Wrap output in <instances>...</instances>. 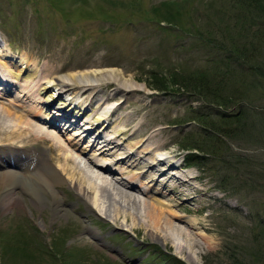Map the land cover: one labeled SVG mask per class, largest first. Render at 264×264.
<instances>
[{
    "label": "rangeland",
    "instance_id": "1",
    "mask_svg": "<svg viewBox=\"0 0 264 264\" xmlns=\"http://www.w3.org/2000/svg\"><path fill=\"white\" fill-rule=\"evenodd\" d=\"M167 1L184 4L180 9L181 25L172 26L153 13L155 8L161 10ZM225 1L231 3V0H0V52H4V48L10 49L49 75L64 77L70 72L86 69H119L144 90L136 88L121 97L114 82H105L101 86V95L108 97L106 104L114 105L112 119H117L114 123H122L128 140L142 139L144 145L150 140L149 136L153 139L157 134L156 138L165 143L160 152L183 162V166L175 171L197 176L191 179L190 185L180 186L174 192L171 188L177 181L172 180L165 187L160 184L158 172L145 175L139 184L146 190L137 192L140 201L126 200L114 192L115 200L137 223L133 229L129 228L130 218L125 220L127 225L122 226V217L115 224L110 218L90 211L67 184L51 188L61 197L60 204L66 210L56 219H53L49 204L44 207L33 205L31 197L37 195L21 188L17 192L21 205L3 211L0 202V264L248 263L249 253L256 246L254 236L264 233V124L259 123L263 120H257L258 116L250 113L252 122L259 124L255 126L256 132L249 133L250 139L241 131H236L234 136H221L216 131L218 128L236 129L232 124L225 122L224 125L217 111H232L237 108L236 102L230 103L229 107H220L221 102L217 99L194 90L169 89L164 92L150 86L156 83L154 74L162 76L168 83L173 72L178 71L180 74L206 71L210 76L208 85L215 86V75L220 71L218 61L226 56L222 50L218 53L214 48L225 50L218 32V26L222 25L219 15L223 11L226 14L232 11L224 7ZM233 67L224 82L228 88L223 91L224 95L240 92L235 97H243L245 103L251 102L256 108H252L253 111L264 109V85L254 81L239 62ZM249 82L251 86L248 87ZM2 101L9 106L7 100ZM92 107L91 111L96 110ZM18 112L28 115L19 109ZM200 115L206 118L204 122L213 126L215 131L210 135H205L204 126L198 123ZM28 119L32 118L29 116ZM135 126L140 131H135ZM189 134L193 135L191 139L187 138ZM58 136L67 147L69 141L78 140L68 131L58 132ZM49 139L39 140L28 148L41 152ZM186 141L192 146L202 142L200 151H193L203 156L205 163L188 165L182 161L183 154L188 152L183 148ZM213 141L218 142V149L209 148ZM85 143V140L80 142L82 146ZM136 154L131 158L139 159ZM96 156L100 160L109 159L113 166V156ZM132 159L129 160L132 162ZM225 159H229L230 164L224 165ZM238 159L247 162V172L244 176L236 175L232 183L239 189L232 191L227 186H219L221 174L234 175ZM239 164L236 169L242 165ZM142 168L147 166L139 165L132 171ZM244 178L251 181L245 182ZM1 181L0 178V189L4 185ZM48 194L42 193L45 197H49ZM187 195L197 196L196 202H189ZM153 198L165 199L181 212L195 215L197 227L186 225L179 218L173 220L204 243L202 235H197L203 230L209 237L207 245L204 244V248L185 247L186 242L181 236H172V241L151 239L145 225L144 201L153 205ZM102 201L105 205L109 202L103 198ZM22 245L32 258L26 260L13 255L9 260L8 250ZM241 252L246 253L245 259Z\"/></svg>",
    "mask_w": 264,
    "mask_h": 264
},
{
    "label": "bare ground",
    "instance_id": "2",
    "mask_svg": "<svg viewBox=\"0 0 264 264\" xmlns=\"http://www.w3.org/2000/svg\"><path fill=\"white\" fill-rule=\"evenodd\" d=\"M3 51L0 52V79L2 81L5 79V82L0 84V141H7L0 143V178L4 184L0 189V202L3 211L21 205L17 192L22 188L37 195L31 197L33 205L44 207L49 204L53 219H56L66 210L62 209L60 204L61 197L52 192L51 188H60L63 184H67L90 211L110 218V221L115 224L118 218L122 217L120 222L122 226L127 225L125 220L130 218L129 228L133 229L137 223L131 213L126 208L123 209L115 200L114 192L126 200L140 201L137 192L142 185L138 187L136 182L146 178L145 175L148 177L150 173L158 172L161 175L160 184L165 187L170 181H177L175 187L171 188L174 192L180 186L190 185L191 179L197 178L194 175L175 171V169L178 170L181 161H175L172 156L163 155V152H160L165 143L156 138L157 134L153 135V139L149 136L150 140H146L145 142L148 143L145 145L142 139L128 142V138L123 133L126 129L121 127L122 123H114L117 121L112 119L114 105L106 104L105 98L108 97L101 95L100 92H103L101 86L105 82H114L115 89L121 97L136 88L144 90L143 86L126 78L119 69H86L79 73L70 72L64 77L49 75L45 70H40L36 64H30L24 56H15L8 49ZM15 57L16 59H13ZM13 85H17L14 89L15 97L8 94ZM4 97L8 100L9 106L4 105L2 101ZM31 103L34 105L32 106ZM51 103L55 106L53 110L47 108V105ZM91 106L96 110L91 111L89 108ZM18 109L28 115L24 116L18 112ZM33 111L40 112L41 118L37 117V119L42 125L33 119H31L33 121L28 119L29 116L36 117ZM67 113H71L76 119L82 115L84 117L82 119L84 129L73 128L75 130L73 135L84 134L92 137L83 147L80 140L84 137H80L75 142H69L71 147L69 149L57 137L55 128H49L58 126L56 122L63 123L62 127L65 129L70 128L71 124H68V120L64 122ZM43 125L46 128L48 126L51 131L45 129ZM135 131L140 130L136 127ZM88 133L93 134L87 135ZM102 134H106L109 138L102 139L100 137ZM44 138H50L51 152L47 158L42 154L40 156L27 151L23 152L21 145L16 143L24 142L33 145L37 140ZM124 141L127 142L123 143ZM94 143L99 152H107L110 148V154L116 155L117 160L114 166L118 162L115 168H118L119 177L113 174L114 167L105 165L109 159L98 161L95 158L97 153L95 151L89 153V156L86 155L90 150L92 151ZM142 144L143 148H140ZM134 153H137L139 159L131 158ZM129 159H132V162ZM139 165L147 166V168L132 171V168ZM8 166L14 168L4 169ZM166 173L168 174L165 175ZM198 189L195 190L198 192ZM42 193L48 194L49 197L47 195L45 197ZM188 197H190L189 202H196L197 196L187 195L186 198ZM102 198L109 200L108 204L105 205ZM152 201L153 205H148L144 201L145 225L148 227L151 239L162 242L172 241V236H181L186 242L185 247L204 248L209 237L204 235L203 230H199L197 235H202L204 243L199 242L192 232L173 220L179 218L186 225L197 227L198 220L195 215L181 212L172 207L171 202L162 198H153Z\"/></svg>",
    "mask_w": 264,
    "mask_h": 264
},
{
    "label": "trees",
    "instance_id": "3",
    "mask_svg": "<svg viewBox=\"0 0 264 264\" xmlns=\"http://www.w3.org/2000/svg\"><path fill=\"white\" fill-rule=\"evenodd\" d=\"M162 5L163 8H161V10L158 9V11H156V8L153 10V13L156 14L157 18L163 22H167L172 26L181 25L182 15L180 9L184 4L178 5L176 2L167 1ZM187 5L188 4H186L185 6ZM190 6L192 5L190 4ZM224 7L232 11L228 14L223 11V14L219 15L222 25L218 26V32L220 34V39L225 45V50L214 46L213 47L218 51V53H220V51L222 50L223 52L221 53L225 54L226 56L222 57L220 62L218 61L219 67L217 69L220 71L216 72L215 86H212L211 84L208 85V79L210 78V76H208V73H205L206 71H191L189 73L185 72L183 74H180L179 71L173 72L172 79H170L168 83H165V79L162 78V76L159 77L157 76V74H154L153 80L156 81V83L150 86H153L160 91H168L169 89L194 90L197 91V94H202L203 96L205 95L217 99V101L221 102L219 103L220 107H229L230 103L233 104L234 102H236L237 108L232 111H217L221 122H224V125L225 122L227 123V125L232 124L234 127L233 129L236 130H229L226 127H222L218 128L216 131L221 136H230L236 134V131H241L244 136L250 139L249 133L255 131V128L259 126L258 122H252L250 113L258 116L259 119L257 118V120H263V122L259 123L264 124V114H262L261 112L264 111V109L260 108V110L258 109L259 111H253L252 108L255 107L253 106V104H251V102L245 103L246 100H244L243 97L239 99L235 97L237 95L239 96L240 92H233V94L228 96V94L224 95L223 91H228V88L224 82H226L227 80L226 76L231 74L233 64L237 62H239L241 67L244 68V71H247L249 74H251L254 81H257L264 85V81H261L264 80V0H231V3L225 1ZM194 31L198 34L201 33L196 29H194ZM248 84V87L251 86L250 82ZM256 107L259 108V106ZM205 119V117H201L200 115L197 121L202 126H204L203 128L205 131V135H210L209 133L214 132L215 130L213 129V126L209 125V123L204 122ZM191 137H193V135L187 136V138L190 139ZM217 141H213L209 148L218 149L219 146ZM200 144H202V142H200L199 145ZM199 145L192 146V144H189L188 141L186 143V146H183V148L188 151V153L185 154V159L187 162H194L197 164H199L200 162H206L205 160H203L205 159L203 156H199V154H196L193 151L194 149L196 151H200L199 149H201V145ZM189 146H191V148ZM209 152L213 155L211 150ZM238 161L242 160L238 159L236 161V166L240 165L239 163H241L242 165L238 169H236L235 166L234 175H231L230 173L221 174L219 186H227V188L232 191H237L239 189L236 188V186H233L232 183L234 182V179H236V175L244 176V173L247 172V168L245 166L247 162L246 160H244L245 163L244 161ZM222 163L224 165L225 163L230 164L229 159H225V161L223 160ZM243 180H245V182L251 181L250 178H244ZM8 239L9 236L6 240ZM19 239L22 240V238ZM263 239L264 233L262 234L259 232L254 236L253 241L256 242V246L251 249L252 251L249 253L250 260H248L247 264H264L262 263V261L264 260ZM7 245L8 244H6L4 248H6ZM8 251L9 252L7 255L9 260H11V257H13V255L14 258H16L15 256H19L22 259L25 257L24 259L26 260L32 258V255L23 248V245L17 247L16 249L12 247ZM245 256L246 253L241 252V257L245 259ZM181 264L185 263L181 262ZM241 264H244V262H241Z\"/></svg>",
    "mask_w": 264,
    "mask_h": 264
}]
</instances>
